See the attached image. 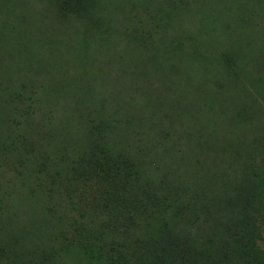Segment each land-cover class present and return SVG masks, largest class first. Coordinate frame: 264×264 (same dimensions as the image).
Instances as JSON below:
<instances>
[{
    "label": "rangeland",
    "instance_id": "1",
    "mask_svg": "<svg viewBox=\"0 0 264 264\" xmlns=\"http://www.w3.org/2000/svg\"><path fill=\"white\" fill-rule=\"evenodd\" d=\"M0 11L16 28L0 46V264H53L64 254L69 241L58 236L84 221L64 185L77 152L96 140L92 124L113 127V146L155 180L202 189L203 204L263 157L253 126L246 151L225 142L227 122L205 99L226 50L264 71V0H101L100 33L59 16L52 0H0ZM183 212L172 221L189 228L192 211ZM68 254L64 264H84Z\"/></svg>",
    "mask_w": 264,
    "mask_h": 264
},
{
    "label": "trees",
    "instance_id": "2",
    "mask_svg": "<svg viewBox=\"0 0 264 264\" xmlns=\"http://www.w3.org/2000/svg\"><path fill=\"white\" fill-rule=\"evenodd\" d=\"M52 5L79 29L100 33L104 26L101 0H52ZM2 18L1 47L16 29ZM260 49L249 50L255 65L260 53L256 58L254 54ZM218 59L221 78L205 103L213 106L214 118L227 122L224 141L232 144V139L237 150L249 140L250 129L258 130L260 161L256 163L255 155L249 158L255 163L239 177L222 182L211 205L203 204L202 189L198 192L189 184L171 187L162 176L155 180L145 162L113 146L109 134L113 127L104 130L92 124L86 132H95L96 140L77 152L72 169L76 175L64 185L66 194L76 198L75 209L84 221L75 218L70 235L58 236L69 242L60 248L64 254H52L53 264L66 263L74 251L84 264H264V71L251 70L246 57L232 50ZM174 190L176 197L171 195ZM238 203L240 209L234 210ZM185 208L192 211L186 219L189 228L172 221L182 218ZM202 218V224L209 225L205 233L198 230Z\"/></svg>",
    "mask_w": 264,
    "mask_h": 264
}]
</instances>
